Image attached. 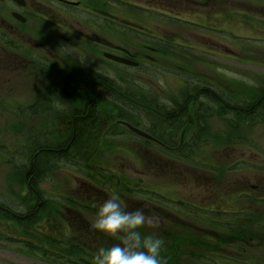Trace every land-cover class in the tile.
<instances>
[{
  "label": "flooded vegetation",
  "instance_id": "flooded-vegetation-1",
  "mask_svg": "<svg viewBox=\"0 0 264 264\" xmlns=\"http://www.w3.org/2000/svg\"><path fill=\"white\" fill-rule=\"evenodd\" d=\"M182 3L184 4H177L175 8L169 4L161 12L176 11L179 15L188 14L197 19L215 18L219 17L222 0H186ZM149 4V12L157 15V4L153 0ZM234 4L235 0L233 8ZM108 16L109 0H23L21 4L12 0H0V110L4 116L17 120L16 123H9L7 129H1L6 131V136L10 131L11 135L18 137L17 141L12 142L8 138L5 141L0 138V252L4 254L0 255V264H13L10 258L32 257L41 261L46 254L70 259L79 255V264H94L90 257L94 258L100 248L121 243L119 236L108 237L90 228L99 205L111 195H117L127 211H136L144 203L149 204V210L145 208L144 211L150 219L159 221L158 227L153 228L154 234L167 244V236L172 234V223L187 226L189 221L158 206L167 202L156 191L158 176L173 172L168 164L160 172L159 162L165 161L173 165L175 162L183 163L180 161L184 158L189 163L184 159L185 164L182 166L186 167L187 173H191V178L199 179L200 183L197 200L202 205L198 207L200 218L196 225L200 237L199 251H203L201 242L210 238L217 244L223 240L233 256V241H237L236 233L233 237V159L227 165L230 166L229 170L223 172L231 179L230 191L214 194L213 200L217 204L214 208L210 207L214 215L217 213V217L221 218L222 202H225L230 210L224 212V219L230 222H211L205 214L207 209L204 190L208 191L213 187L212 181L218 182L217 174L222 170L213 172L210 167L206 168L207 156L204 151L207 146L203 144L205 137L199 133L196 137L190 132V127L197 126L199 121L209 118L210 114L201 117L197 113L196 123H192L188 121L190 116L184 106L189 97H186L187 101L178 102L175 96H166L165 106L158 102L156 91L152 87L154 75H149L148 78L139 75L131 79L126 72L129 77L116 80L123 91L110 87L109 74L104 73L110 67L106 65L110 62L104 59L105 53L137 61V69H141V57L144 58L142 54L148 55L149 50L151 55L149 59L147 55L145 58L152 64L157 60V48H150L141 38L136 41L138 53L133 55L127 50L125 53L124 48L110 43ZM153 23H156L155 19ZM126 28L141 34V26ZM155 31L157 32L156 26L152 27L151 32ZM151 39L152 43L156 41L152 36ZM63 42L71 46V50L64 49L65 55H55L56 53L48 50L52 57L45 56L49 44L60 47L59 43L64 45ZM33 81L38 82L39 90L30 94L29 98L35 100L33 104L21 106L18 99L22 89L26 90ZM77 100L83 101L82 107L67 105ZM207 101L217 104L218 107L213 109L221 112L222 100L218 92H209ZM263 101L261 98L254 106L245 110L246 113L253 115L255 107ZM57 103L62 107L58 109ZM147 103L149 106H144ZM107 104L117 111L116 116L113 117V110ZM6 105H10L16 112ZM206 109L209 112L212 108ZM143 110L150 114L148 125L141 122ZM230 110L233 111V107ZM22 112L27 117L36 112L43 113L45 119L39 126L24 125L26 118L21 116ZM128 114L140 119L136 124H141V130V126L146 131L149 130L145 132L152 139L132 135L125 125L128 123ZM3 122L0 119V127ZM115 131L122 133L110 140L109 134ZM187 136L188 140L185 139ZM130 144L150 146V152L134 150L140 163L139 168L134 162V166L127 169L119 168L116 164L109 165V153L104 154L102 148ZM187 145L193 147L192 151H195L194 145L198 148L201 155L198 162L191 156L183 158L180 154ZM14 149L17 150L16 153ZM230 150L233 152V139ZM212 156L214 160L218 158L217 162H223L217 155ZM143 159H148L149 172L141 168ZM100 164L105 166L101 167ZM131 174L137 178L132 187L135 196L124 194L121 189L124 179ZM149 178L152 188L145 190L150 193V200L147 201L142 199L141 183ZM46 182L53 184L49 189L55 192V199L46 197L43 188ZM245 196L250 202L248 211L264 218V185L260 187L250 184ZM30 199L34 202L30 203ZM131 199L137 208L129 206ZM250 221L246 217L238 225L247 226ZM69 245L77 249H70ZM217 249L221 248L215 247L209 253L215 255Z\"/></svg>",
  "mask_w": 264,
  "mask_h": 264
},
{
  "label": "rangeland",
  "instance_id": "rangeland-1",
  "mask_svg": "<svg viewBox=\"0 0 264 264\" xmlns=\"http://www.w3.org/2000/svg\"><path fill=\"white\" fill-rule=\"evenodd\" d=\"M182 1L186 2V0H153V3L155 5L157 4L158 10H162V8L170 5V7L174 8L177 4H184ZM123 2L124 3L121 4L116 2L112 3L109 7L110 17H108L112 21L109 27H114L110 29L109 32V38L113 41L111 43L114 45L122 44L120 46L125 49V53H127V50L130 54L134 55L138 53L136 41L143 38L142 36H152V38L156 40L154 43L151 42L152 39H146L142 42L150 45V48L156 47L158 51H162V48H167L166 51H170V56H172L170 59L168 56L161 57L159 55L157 56L158 62H152L151 66H149L151 62L148 60L151 55L149 50H147L148 55L143 51L144 54L142 55H144V58L141 57L142 66L146 71H149L150 67H152V75L155 76L152 87L153 90L156 91L158 102L167 104L166 96L170 97L172 95L177 98L178 102L187 101L186 97H189L188 103L184 102V106L187 108L190 116L188 121L192 123H196L195 118L198 117L197 113H199L201 117L210 114L209 118L199 121L197 126L190 127V132L196 137L198 133L205 137V139H203V144L207 146L204 151L207 156L206 168L210 167L213 172L222 170L220 174H217L218 182L216 180L212 181L211 184L213 187L211 186L208 191L204 190L207 209L205 214L211 222H213V220H217V222L220 223L230 222L224 219V212H229L230 210V208L225 205V202H222L223 208L221 218L217 217V213L214 215L210 207L214 208L217 204V201L213 200L215 197L214 194L230 191L229 183L231 179L229 176L224 175L223 172L229 170L230 166L227 165H230L233 159V169L235 168V171H238L235 175L233 173V236H235V232H238V223H240L241 219L249 216V219L252 221L255 216L248 211L250 202L247 196H238V192L243 188H249L250 184L259 185L260 187L264 185V101L260 104L259 111L253 116L243 117L237 113H235L236 116L231 113H229V116H225L226 119L234 117L235 121H237L236 125L239 130L234 131L228 129L224 125L219 115H214V113L219 114L213 109L218 107L217 104L207 101L203 96L204 92H199L198 94L194 92H196V88H211L216 91L225 90L227 93L228 91L226 88L229 90L233 89V101H230V98L227 97L230 102L225 103L233 104L237 108H249L252 104L261 100L264 96V0H235V10H233V0H226V3H223L222 10L220 11L221 15L218 13L219 18L206 17V19L203 20L183 14L179 15L177 12H172L171 17H173V19L168 20L167 18L160 17V15L163 14L160 11L157 12L159 13L158 18L160 20L156 23H153V15L148 13L145 9L150 8L149 3L151 0H123ZM135 6H138V8H134ZM187 7L192 8L193 6ZM208 8H210V6ZM230 8L233 12L231 11L228 13L225 11ZM126 16H133V19L140 21L138 24L142 28L140 29L141 34L132 30H125V38L118 39V34L115 32V27L117 25L113 19L126 22V19H124ZM154 26H156L157 32H151ZM113 33L114 35H112ZM64 35L71 37V35L66 33H64ZM138 43L141 44L140 41H138ZM63 44L64 45H61L59 43L60 47L49 44L46 47L47 51L44 53L45 56L52 57V55L48 54V50L53 54L56 53L55 55H65L66 52L64 49L71 50V46L64 42ZM181 52L182 57L175 59L174 57H177L176 54ZM146 55L148 59L145 58ZM166 58L170 59L167 61V64L165 62V60H167ZM181 60L189 62L193 70H190L185 64L175 63L181 62ZM106 65H110V67L106 68L104 71L105 74H109L110 87H116V90L119 91L123 90L120 85L116 83V80L120 77H126V72L131 76V79L139 75L147 78L149 76L148 71L141 73L135 69L122 68L121 66L110 63ZM63 66L64 64L61 65V67ZM187 70L192 72L195 71L197 74H206L212 78L219 76L221 81L215 85H212L214 83L209 85L203 84V82H200L201 80L199 77H197L195 81L188 80V82H185L182 75ZM113 81L114 83H112ZM131 83H133V81H131ZM37 86L38 82L33 81L28 84L26 90L22 89L21 97L18 99L21 106H26L28 103L33 104L35 98H29V95L39 90ZM189 92H193V94ZM67 105L82 107L83 101L77 100ZM6 106L16 112L10 105ZM109 106L112 108V105ZM144 106L148 107L149 104H144ZM208 107L212 108L209 112L206 109ZM112 110L114 117L118 113L115 109L112 108ZM21 114L23 118H26L23 124L28 126H39L45 119L43 113L36 112L30 117H27L23 112ZM142 116L144 118L141 120L143 124L150 122V114L147 110L142 111ZM0 119L4 120L0 127L1 141H5V138H8L10 142L17 141L18 137L11 135L10 131L6 136V131L1 129L2 127L7 129L9 123H16L17 120L14 121L10 116H4L1 110ZM111 126L110 124L109 127ZM121 133L122 132L116 131L113 134L119 135ZM116 135L109 134V139L112 140L116 138ZM237 136L238 138H235ZM185 139L188 140L189 136L185 137ZM232 139H234L233 152H231L230 148H226L227 144H230ZM210 144L214 147H211ZM194 146L195 149H197L196 145ZM129 148L134 149L137 147L130 144ZM184 149L185 150L180 153L183 156H191L196 162L201 159L198 149L196 152L192 151L193 147L190 145L184 146ZM217 150L221 151L216 153ZM16 152L17 150L14 149V153ZM106 153H109L110 156L109 165L116 164L119 168L124 169L130 166L133 167L131 163L135 159L134 157H129L128 153L125 151L115 152L108 150ZM212 154L217 155L223 162H217L218 158L214 160ZM245 161L253 163L254 167L250 165L246 166ZM166 164H168L170 166L169 169L173 170L176 174H159L157 180L159 186L156 191L164 196L167 202L158 204V206L168 209L179 217H183L185 220L189 221V225H187L189 227L184 229L182 225L172 223V234L171 236H167V244L165 242L161 253L164 264H232V259L233 264H264L263 247L258 248L257 246L253 247L249 245L233 247L232 256L228 245L217 244L215 240L205 238V240L201 242L203 251L200 253L199 249L195 250L191 241L199 243L200 240V237L196 236V230L193 228V223L197 224L200 218L198 215V207L202 205V203L197 200V191L200 188L199 179L191 178V173H187L186 167L182 166V164H185L184 162H175L173 165L171 163ZM100 166H105V164H100ZM145 168H147L145 171L149 172V166L143 165V169ZM135 177L136 175L134 174L128 177L130 181H132H129L131 185L135 183ZM150 181L151 179L149 178L145 183H142V187L148 189ZM51 186H53L52 183L46 182L43 188L46 191L47 198L55 199V192L49 189ZM224 197L225 196L222 194V198ZM32 202L34 201L30 199V203ZM51 202H53V200H51ZM36 203H38V201ZM128 204L131 208H137L134 202H128ZM145 208L148 211L150 208L149 204L144 203V206H141V209L144 210ZM200 213H203V211H200ZM256 218L262 228L253 231L255 232V237H257L262 230L264 234V222L260 221V217L256 216ZM222 229H224V227H222ZM141 232L145 235L154 234L153 227L150 228L149 225L142 228ZM81 241L83 242V239H81ZM263 241L264 235L259 238V243H263ZM69 246L70 249H77L72 245ZM215 247L221 248L219 249L221 251L217 249L219 251H217L218 253L216 252L215 255L210 254L209 252L213 251ZM0 255L3 256V252H0ZM94 258L90 257V260L95 264ZM10 261L13 264H76V262H80L79 255L70 259L60 256L55 257L52 254H46L44 260L41 261L39 258L32 257L28 259L10 258Z\"/></svg>",
  "mask_w": 264,
  "mask_h": 264
},
{
  "label": "clouds",
  "instance_id": "clouds-1",
  "mask_svg": "<svg viewBox=\"0 0 264 264\" xmlns=\"http://www.w3.org/2000/svg\"><path fill=\"white\" fill-rule=\"evenodd\" d=\"M59 109L62 107L56 104ZM158 227L157 219L148 218L143 209L127 211L117 195L99 205L90 228L108 237H120L121 243L100 248L95 264H164L161 255L165 241L155 234H142L145 225Z\"/></svg>",
  "mask_w": 264,
  "mask_h": 264
},
{
  "label": "trees",
  "instance_id": "trees-1",
  "mask_svg": "<svg viewBox=\"0 0 264 264\" xmlns=\"http://www.w3.org/2000/svg\"><path fill=\"white\" fill-rule=\"evenodd\" d=\"M226 88V87H225ZM227 91H230L229 89L226 88ZM224 92V90H222ZM224 97V96H223ZM256 221L257 218L255 217ZM242 229H247L250 230L249 227H243L240 226ZM235 240H237L239 243H243L245 245H249L251 241L254 240V238H252L247 232L245 231H239L238 234L235 236Z\"/></svg>",
  "mask_w": 264,
  "mask_h": 264
},
{
  "label": "water",
  "instance_id": "water-1",
  "mask_svg": "<svg viewBox=\"0 0 264 264\" xmlns=\"http://www.w3.org/2000/svg\"><path fill=\"white\" fill-rule=\"evenodd\" d=\"M15 2H17V3H20L21 2V0H14ZM109 59H112V60H114V61H116V62H119V63H123V64H131V62H128L127 60H125V59H122V58H119V57H116V56H112V55H106ZM135 132H137L138 134H141V135H143V136H145L142 132H140V131H137V130H135Z\"/></svg>",
  "mask_w": 264,
  "mask_h": 264
}]
</instances>
